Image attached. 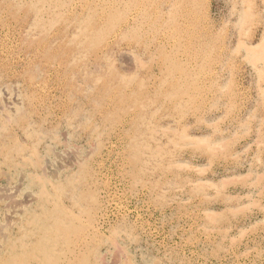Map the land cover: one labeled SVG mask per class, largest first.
I'll return each instance as SVG.
<instances>
[{
  "label": "rangeland",
  "instance_id": "rangeland-1",
  "mask_svg": "<svg viewBox=\"0 0 264 264\" xmlns=\"http://www.w3.org/2000/svg\"><path fill=\"white\" fill-rule=\"evenodd\" d=\"M0 195V264H264V0H0Z\"/></svg>",
  "mask_w": 264,
  "mask_h": 264
},
{
  "label": "bare ground",
  "instance_id": "bare-ground-1",
  "mask_svg": "<svg viewBox=\"0 0 264 264\" xmlns=\"http://www.w3.org/2000/svg\"><path fill=\"white\" fill-rule=\"evenodd\" d=\"M68 156H69V155H68ZM59 157H60V156H59ZM69 157H70V156H69ZM44 160H45V159H44ZM53 161H54V160H53ZM45 162H47V160H45ZM54 163H55V162H54ZM48 165H49V164H48ZM46 166H47V165H46ZM50 166H52V165H50ZM47 167H48V166H47ZM47 167H46V168H47ZM55 167H56V166H55ZM53 169H54V168H53ZM42 170H43V169H42ZM42 170H41V171H42ZM46 170H47V169H46ZM48 171H49V170H48ZM51 173H52V171H50V174H51ZM50 174H49V175L47 174V175L50 176ZM53 175H54V173H53ZM43 176H44V175H43ZM4 177H5V176H4ZM50 178H53V177H50ZM5 181H6V180H5ZM19 182H20V181H19ZM3 184H4V183H3ZM3 189H4V188H3ZM13 189L16 190L15 188H13ZM16 191H17V190H16ZM28 194H29V193L24 194V195H27V196H28ZM1 195H2V194H1ZM1 195H0V196H1ZM2 197H3V196H2ZM3 198L6 199L5 196H4ZM11 198H12V197H11ZM30 198H31V196H30ZM32 199H33V198H32ZM6 200H7V199H6ZM8 200H9V198H8ZM28 202H29V201H28ZM6 204H7V203H6ZM14 204H15V203H14ZM25 204H26V203H25ZM8 205H9V207H11L10 204H8ZM12 205H13V204H12ZM1 206H2V205H1ZM6 206H7V205H6ZM14 207H16V204H15ZM2 209H3V208H2ZM17 209H18V208H17ZM12 212H13V210H12ZM18 213H19V211H18ZM10 214H11V212H10ZM5 224H6L7 226H9V224H7V222H6ZM5 224H4V225H5ZM9 229H10V227H9ZM5 235H6V234H5ZM0 236H1L2 240H3V239H4V236L1 235V233H0ZM2 236H3V237H2ZM9 236H10V235H9ZM3 241H4V243L7 245V248H6V249L9 250L10 247H11V244L9 243L10 239L7 237V238H6L5 240H3ZM18 242H19V241H18ZM4 243H3V244H4ZM17 247H18V246H17ZM17 247H16V248H17ZM18 250H19V249H18ZM2 254H3V251L0 249V257L2 256ZM6 254H7V253H6Z\"/></svg>",
  "mask_w": 264,
  "mask_h": 264
}]
</instances>
